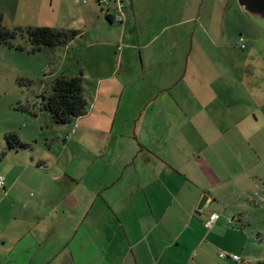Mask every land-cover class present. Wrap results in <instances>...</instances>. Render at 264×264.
<instances>
[{
  "label": "crops",
  "instance_id": "crops-1",
  "mask_svg": "<svg viewBox=\"0 0 264 264\" xmlns=\"http://www.w3.org/2000/svg\"><path fill=\"white\" fill-rule=\"evenodd\" d=\"M96 1L108 27L95 0H52L58 14L54 8L33 16L29 27L76 32L36 51L42 75L50 86L57 75H80L82 87L86 80L94 88L91 112L114 85L135 84L140 93L130 94L131 103L139 99L145 107L133 101L104 111L101 123L82 124L85 111L67 135L72 155L64 164L60 156L32 158L21 174L6 173L3 197L11 205L0 225V264L238 263L219 253L238 256L231 246L238 235L247 238L252 214L264 219V162L248 141L264 129V63L255 55L240 67L226 63L234 70L223 78L198 76L194 67L188 78L176 71L185 38L202 36L187 27L196 16L189 6L230 7L235 17L245 12L236 10L237 0H121L123 20L115 24L107 16L117 13L119 0ZM159 5L171 9L158 12ZM198 44L193 38L190 48ZM35 74L29 76H41ZM191 97L201 102L187 110L198 119L192 124L174 123L179 110L171 106L150 107ZM101 126L107 134L99 136ZM213 212L218 218L207 227Z\"/></svg>",
  "mask_w": 264,
  "mask_h": 264
},
{
  "label": "rangeland",
  "instance_id": "rangeland-1",
  "mask_svg": "<svg viewBox=\"0 0 264 264\" xmlns=\"http://www.w3.org/2000/svg\"><path fill=\"white\" fill-rule=\"evenodd\" d=\"M95 4L101 14L104 26L108 27L109 23L104 16L101 6L96 0ZM157 7L158 12L161 9H166L169 12L171 9V5H159ZM172 7L175 9L177 6L173 5ZM235 7L236 10L239 9L237 2H235ZM54 8L56 9L55 13H57L59 10L58 4L57 2H52V0H0V12L4 15V24L10 29H26L29 27L27 26L28 24L34 23V15L52 13L54 12ZM72 10L74 14H80L77 8ZM189 11L196 16L194 21L188 23L187 27L190 30L199 31V35L202 36L200 38L192 35V37L187 36L185 38L183 49L186 52L184 53V59L182 54L180 58L182 60L179 62L180 68L176 71L180 77L188 78L191 76L192 69L190 68L194 67L192 73L199 72L198 76L212 78L217 76L219 72L223 78L234 70L231 69L229 72L226 63L235 62L238 67L243 66L246 61H249L248 55H255L257 56L254 59L255 61L264 63V29L255 23L248 14L246 15L241 12L242 16L235 17V13L233 10L230 11V7L224 8L223 6L222 8V6L215 5H199L195 6V10H193L192 6H189ZM94 22L95 24L98 23L95 17ZM115 24L117 23L115 22ZM193 38L202 47V52L196 46L190 48ZM241 40L244 43V47L240 46L241 43L239 44ZM14 43L20 44L23 48L17 50L14 47H0V176L3 178L6 176V173L21 174L24 169L23 163L29 165L32 158H36L37 161L40 158L49 160L60 156L64 164L66 162L65 159L72 155L70 146H68L67 135L77 125L76 118L65 124H55L52 122L49 114L40 109L41 96L48 94L51 90L49 79L42 75V69L43 71L45 70L43 56L37 52L30 51L31 45L26 36H19ZM250 60L252 61V59ZM198 62L200 63L196 64ZM35 73H41V76L37 78L29 76ZM209 74L211 76H208ZM239 76H241V73L238 69ZM19 77L30 79L32 83H20L18 81ZM83 82L84 90L82 94L85 99V111L87 113L90 110V105L94 102V88L86 80ZM130 87L127 88L121 85L112 86L109 95L106 98L100 96L101 98L98 100L95 109L92 112L90 110L88 117L83 116L85 117L84 119L80 117V122L86 124L90 120L100 119L98 122L101 123L103 119L101 115H103L104 111H117L118 109L125 108L126 104L132 106L133 101L144 108L146 102H141L139 99L133 98L131 103L130 94L133 96V93L140 92L135 84ZM105 100V104L107 103L108 105L102 106V102ZM200 103L196 99L192 100L191 97L187 101L176 99L168 101L160 100L152 102L150 107L154 106L156 109H161L164 105H168L173 110L177 109L181 111L185 109L182 113L184 116H180L181 113L179 111L176 112L175 116H178L174 117V123L185 124L191 122L192 124L196 123L198 119L186 115L188 113L187 110L191 108V105H194L196 111ZM184 105L188 106L183 108ZM106 120L109 121V119ZM258 128H261V126ZM102 130L101 126L99 128V136L107 134ZM9 132H15L21 141L27 144V147L9 149L5 138V134ZM229 135L227 136L229 137ZM79 136L82 140L87 139L84 133ZM248 141L253 145L255 152L262 156L264 162V129L262 132L254 133ZM66 146L67 148H65ZM3 196L4 191L0 188V225L7 221L6 215H9V206L11 205L9 204L11 197L5 198ZM251 221L252 223L249 225L248 231H245L247 238L240 239L242 235H238V242L233 243L234 246H231L240 259L238 263L233 262L231 264H245L244 262L248 259H251L252 262L264 259V219H262L261 215L255 213L252 214ZM220 250L224 253L230 251L224 248H220ZM228 253H232V251Z\"/></svg>",
  "mask_w": 264,
  "mask_h": 264
},
{
  "label": "trees",
  "instance_id": "trees-1",
  "mask_svg": "<svg viewBox=\"0 0 264 264\" xmlns=\"http://www.w3.org/2000/svg\"><path fill=\"white\" fill-rule=\"evenodd\" d=\"M107 19L112 21V16L108 15ZM75 33V31H64L47 26L10 29L4 24V15L0 12V47L7 46L21 50L23 47L20 44H15L14 41L19 36H26L31 45L30 51L36 52L43 48L62 45ZM18 81L32 83V80L24 77H19ZM82 92V77L80 75L73 77L57 75L52 80L50 92L41 96L39 107L49 114L55 124L71 122L85 112V99ZM5 138L9 149L27 147V144L21 141L15 132L6 133ZM250 264H264V259H258Z\"/></svg>",
  "mask_w": 264,
  "mask_h": 264
},
{
  "label": "water",
  "instance_id": "water-1",
  "mask_svg": "<svg viewBox=\"0 0 264 264\" xmlns=\"http://www.w3.org/2000/svg\"><path fill=\"white\" fill-rule=\"evenodd\" d=\"M239 7L264 29V0H237Z\"/></svg>",
  "mask_w": 264,
  "mask_h": 264
},
{
  "label": "built area",
  "instance_id": "built-area-1",
  "mask_svg": "<svg viewBox=\"0 0 264 264\" xmlns=\"http://www.w3.org/2000/svg\"><path fill=\"white\" fill-rule=\"evenodd\" d=\"M123 7H124V5L122 4V1L119 0L118 6H117V9H116L117 10V13L114 16H112L113 17L112 18V21L118 22V21H122L123 20V14H122ZM240 43H241L240 46L241 47H244V43L242 42V40L239 42V44ZM4 186H5L4 178L2 176H0V188H4ZM217 218H218V214L215 213V212H213L209 216L208 220L206 221V226L207 227H212L213 224L216 222ZM219 255L221 257L227 256V257H231V258H233L235 260H239V256L234 255V254H226L224 252H221V253H219Z\"/></svg>",
  "mask_w": 264,
  "mask_h": 264
}]
</instances>
